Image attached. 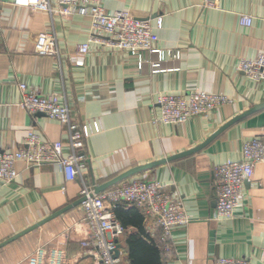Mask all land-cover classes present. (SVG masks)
<instances>
[{"label": "crops", "instance_id": "0c3cea01", "mask_svg": "<svg viewBox=\"0 0 264 264\" xmlns=\"http://www.w3.org/2000/svg\"><path fill=\"white\" fill-rule=\"evenodd\" d=\"M50 5L56 7L54 0ZM101 6L105 13L126 11L150 19L157 47L177 51L178 59H166L154 72L148 64L140 68L137 56L92 43L83 65L76 66L70 57L89 38L87 16L30 11L0 0V151L19 149L30 132L45 141H66L58 122L17 105L19 83L42 95L56 94L73 121L100 126L86 141V169L75 180L66 182L54 164L18 162L17 181H0V244L80 199L83 183L95 188L135 167L194 149L229 121L264 105V82L237 70L240 59L254 60L264 51V0H101ZM240 16L250 17L252 25L240 26ZM155 17L162 18L159 29ZM42 32L56 37L58 57L34 53L35 37ZM194 89L226 95L233 104L179 125L156 122L160 93ZM252 138L264 141V107L226 127L194 154L129 177L163 185L182 202L188 223L172 229L170 248L164 250L157 218L120 205L124 211L134 208L143 219L141 229L128 225L116 239L122 264H131L130 237L154 243L161 264H212L220 258L264 264V163L243 183L234 216L215 217L213 167L240 160L243 142ZM82 217L75 206L3 246L0 264H27L39 247L60 250L63 264H92L93 248L81 245L87 235Z\"/></svg>", "mask_w": 264, "mask_h": 264}, {"label": "built area", "instance_id": "2783aa9c", "mask_svg": "<svg viewBox=\"0 0 264 264\" xmlns=\"http://www.w3.org/2000/svg\"><path fill=\"white\" fill-rule=\"evenodd\" d=\"M12 0V5L25 7L30 11H41L60 15L76 13L90 19V33L87 41L77 45L70 57L76 66L83 65L84 57L90 52L92 43H105L117 51L137 56L139 67L148 64L156 72L166 59H178V52L157 47L158 38L150 24V19H136L128 12L105 13L101 0ZM155 27L160 28L161 17H155ZM239 25L250 27V17L240 16ZM34 53L44 57H58L56 37L47 32L38 33L34 40ZM145 55L156 57L154 62ZM237 70L255 82H264V51L254 60L240 59ZM17 105L30 114L41 113L65 128L66 141L49 142L42 140L35 132H30L23 145L14 151H0V181L9 184L17 181L18 162L30 167L54 164L62 172L64 180L71 182L80 177L86 169L88 155L85 152L87 139L100 131L98 123H78L71 119L68 107L59 101L56 94L42 95L25 84L19 83ZM162 125H179L196 118H208L218 108L233 104V99L222 94L209 93L198 89L183 94L160 93L156 98ZM264 163V141L252 138L242 144L241 159L227 160L213 167V189L215 193V217L231 219L238 206L243 183L249 180L254 167ZM79 198L83 213L82 223L87 227L83 247L94 250L92 264H122L115 251L116 239L124 228L114 216V210L125 204L144 210L157 218L161 230L159 244L164 250L170 248L172 229L186 226L188 217L182 202L168 194L164 186L155 180L128 178L116 185L94 193V188L83 183ZM119 250V249H118ZM63 254L58 249L39 247L27 259V264H63ZM212 264H251L242 259H216Z\"/></svg>", "mask_w": 264, "mask_h": 264}, {"label": "water", "instance_id": "95a60500", "mask_svg": "<svg viewBox=\"0 0 264 264\" xmlns=\"http://www.w3.org/2000/svg\"><path fill=\"white\" fill-rule=\"evenodd\" d=\"M262 107H264V105H258V106H255V107H253L251 110H249V111H247L246 113H244L243 115H241V116H239V117H236V118H234L233 120L229 121V122H228L226 125H224V126H223V127L217 132V133H215V134L212 135L209 139H207L206 142L203 143L202 145H200V146H198V147H196V148H194V149H191V150H189V151H186V152L180 153V154H178V155H174V156L169 157V158H167V159H163V160H160V161H157V162H154V163H150V164H147V165H142V166L135 167V168H133V169H131V170H129V171H127V172H125V173L119 175L118 177L112 179L111 181H108V182L103 183V184H101V185H99V186H96V187L94 188V193L97 194V193H99V192H102V191H104V190H106V189H108V188H110V187L116 185V184L119 183L120 181L125 180V179H127V178H129V177H131V176H133V175H135V174L141 172V171L149 170V169H152V168H154V167H157V166H159V165H161V164H164V163H167V162H171V161H173V160H177V159H179V158H183V157L190 156V155L194 154L195 152L199 151V150H200L205 144H207L210 140H212V139H213L218 133H220L222 130H224L226 127H228L229 125H231V124L234 123L235 121L241 119L242 117H244V116H246V115H248V114H250V113H252V112H254V111H256V110H258V109H260V108H262ZM82 200H83L82 198L78 199V200L75 201L74 203H72V204H70V205H67L66 207L62 208L61 210L57 211L56 213H54V214L48 216V217H47L46 219H44L43 221H40L39 223H37V224H35V225H32L31 227H29V228L23 230L22 232L16 234L15 236L9 238L8 240H6V241H4V242H2V243L0 244V248H2L3 246H5V245L11 243L12 241H14V240H16V239H18V238H20L21 236H23V235H25V234H27V233L33 231V230L36 229L37 227H39V226H41L42 224H44V223H46V222L52 220L53 218L60 216L61 214L65 213L66 211L72 209L73 207L80 205V203L82 202ZM118 255H119V250L117 249V250L115 251V257H117Z\"/></svg>", "mask_w": 264, "mask_h": 264}, {"label": "trees", "instance_id": "16d2710c", "mask_svg": "<svg viewBox=\"0 0 264 264\" xmlns=\"http://www.w3.org/2000/svg\"><path fill=\"white\" fill-rule=\"evenodd\" d=\"M118 206L114 210L115 218L123 228L133 225L141 229L142 216L134 208L122 210ZM128 258L131 264H161L160 251L154 243H145L142 239L130 237L127 241Z\"/></svg>", "mask_w": 264, "mask_h": 264}]
</instances>
